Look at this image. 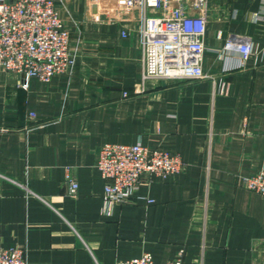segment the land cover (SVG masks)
I'll return each mask as SVG.
<instances>
[{
  "label": "crops",
  "instance_id": "crops-1",
  "mask_svg": "<svg viewBox=\"0 0 264 264\" xmlns=\"http://www.w3.org/2000/svg\"><path fill=\"white\" fill-rule=\"evenodd\" d=\"M206 7L205 78L144 79L137 22H96L85 0L58 3L69 72L0 70V247L24 246L27 264H264V196L242 186L264 169V0ZM230 36L252 42L245 61ZM108 142L177 153L184 170L110 201L96 168Z\"/></svg>",
  "mask_w": 264,
  "mask_h": 264
},
{
  "label": "built area",
  "instance_id": "built-area-1",
  "mask_svg": "<svg viewBox=\"0 0 264 264\" xmlns=\"http://www.w3.org/2000/svg\"><path fill=\"white\" fill-rule=\"evenodd\" d=\"M65 1L0 0V70L48 82L73 68L76 57L70 48L71 34L58 8ZM207 1L85 0V4L88 16L96 22H137L144 79H201L207 77L201 65ZM231 47L238 50L242 61L253 51L250 40L236 36L225 42V48ZM96 168L105 180V197L126 202L144 174L166 177L183 171L184 162L177 153L149 149L139 142H108L100 147ZM65 183L68 194L74 196L78 183L68 169ZM242 186L264 196V169L244 176ZM0 264H27L25 247H0ZM116 264L155 263L145 252ZM164 264L184 262L178 255Z\"/></svg>",
  "mask_w": 264,
  "mask_h": 264
}]
</instances>
